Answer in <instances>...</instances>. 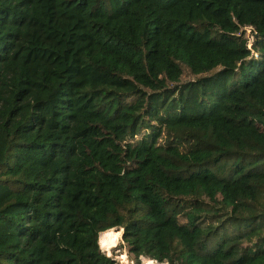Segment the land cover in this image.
I'll list each match as a JSON object with an SVG mask.
<instances>
[{
    "label": "trees",
    "instance_id": "trees-1",
    "mask_svg": "<svg viewBox=\"0 0 264 264\" xmlns=\"http://www.w3.org/2000/svg\"><path fill=\"white\" fill-rule=\"evenodd\" d=\"M111 228L264 264V0H0V264H119Z\"/></svg>",
    "mask_w": 264,
    "mask_h": 264
},
{
    "label": "rangeland",
    "instance_id": "rangeland-1",
    "mask_svg": "<svg viewBox=\"0 0 264 264\" xmlns=\"http://www.w3.org/2000/svg\"><path fill=\"white\" fill-rule=\"evenodd\" d=\"M244 33H245V37L247 38L248 42H250V38L252 37V34L250 32V28L249 27H245L244 28ZM249 45V43H247ZM106 232L107 234H109L111 237V244L108 247H105V245H103L101 243V234ZM121 230L117 229V228H111L105 231L100 232L99 234V243L98 246L99 248L102 250L104 249L105 251H103L106 255L112 257L114 260L118 261L119 264H132L133 262L130 261L129 257L127 256L126 252L124 251V248L120 245H122L121 242ZM102 245V246H101ZM104 246V247H103ZM150 259H148L147 257L144 256H140L139 257V264H148ZM152 261V260H150Z\"/></svg>",
    "mask_w": 264,
    "mask_h": 264
},
{
    "label": "built area",
    "instance_id": "built-area-1",
    "mask_svg": "<svg viewBox=\"0 0 264 264\" xmlns=\"http://www.w3.org/2000/svg\"><path fill=\"white\" fill-rule=\"evenodd\" d=\"M150 260H152V259H150ZM149 260V261H150ZM152 261H155V260H152ZM156 262V261H155ZM156 264H166V262L165 261H163V262H156Z\"/></svg>",
    "mask_w": 264,
    "mask_h": 264
},
{
    "label": "clouds",
    "instance_id": "clouds-1",
    "mask_svg": "<svg viewBox=\"0 0 264 264\" xmlns=\"http://www.w3.org/2000/svg\"><path fill=\"white\" fill-rule=\"evenodd\" d=\"M248 43V42H247ZM102 251H105L104 249H102ZM148 264H156L155 261H149Z\"/></svg>",
    "mask_w": 264,
    "mask_h": 264
},
{
    "label": "water",
    "instance_id": "water-1",
    "mask_svg": "<svg viewBox=\"0 0 264 264\" xmlns=\"http://www.w3.org/2000/svg\"><path fill=\"white\" fill-rule=\"evenodd\" d=\"M252 35H254V33Z\"/></svg>",
    "mask_w": 264,
    "mask_h": 264
},
{
    "label": "bare ground",
    "instance_id": "bare-ground-1",
    "mask_svg": "<svg viewBox=\"0 0 264 264\" xmlns=\"http://www.w3.org/2000/svg\"><path fill=\"white\" fill-rule=\"evenodd\" d=\"M99 237V236H98ZM100 244V243H99Z\"/></svg>",
    "mask_w": 264,
    "mask_h": 264
}]
</instances>
